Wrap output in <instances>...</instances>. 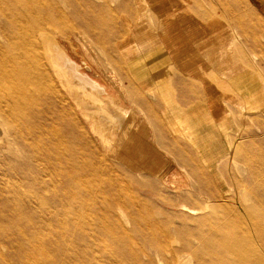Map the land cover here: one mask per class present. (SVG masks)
Masks as SVG:
<instances>
[{"label": "rangeland", "instance_id": "1", "mask_svg": "<svg viewBox=\"0 0 264 264\" xmlns=\"http://www.w3.org/2000/svg\"><path fill=\"white\" fill-rule=\"evenodd\" d=\"M180 1L225 54L135 0H0V264H264V117L238 111L264 0Z\"/></svg>", "mask_w": 264, "mask_h": 264}, {"label": "bare ground", "instance_id": "2", "mask_svg": "<svg viewBox=\"0 0 264 264\" xmlns=\"http://www.w3.org/2000/svg\"><path fill=\"white\" fill-rule=\"evenodd\" d=\"M135 1L137 3V8L140 12L145 11L149 13L148 16H149L150 26L154 28L162 27L166 29L164 35L169 36L170 38H177V40H179V41L176 40L173 43L172 48L174 52H176L179 43H182L180 45H184V44L186 45L187 42L190 43L192 42L193 39H195V41L198 42V45L196 47H199L200 51L204 53L207 52L209 42L212 41L225 48V50L223 49V51L220 52V55L225 54L226 50L228 49V46L223 42V40L220 38L218 33L215 32L211 27L205 26L197 22L194 19V17H192L193 15H191L188 12V10L185 8L184 4H182L180 0H135ZM0 34H2L1 26H0ZM157 38L158 37H155V39ZM184 39L185 42H183ZM201 52H199V54H201ZM186 53H188L187 56L190 57L189 52ZM194 56H195V52L191 54V57ZM238 79H240V83H238L240 88L246 87V83H245L246 80L251 82L248 85L250 88L248 89V91L251 92V95L248 94V91H246V93L243 94L239 93V97L240 98L245 97L246 100L244 104L238 103V111L242 114V118L246 119L250 112H260L261 115L264 117V94H262V90H260L258 84L248 74L244 73L239 68V66H238ZM243 83L245 84L242 86ZM238 91L241 92L240 89H238ZM215 100L216 102H213L211 106H215L217 108L220 107L222 100L221 102L218 99ZM168 117L173 118V114L169 113ZM204 156L212 158L208 154H206V152L204 153Z\"/></svg>", "mask_w": 264, "mask_h": 264}, {"label": "water", "instance_id": "3", "mask_svg": "<svg viewBox=\"0 0 264 264\" xmlns=\"http://www.w3.org/2000/svg\"><path fill=\"white\" fill-rule=\"evenodd\" d=\"M73 62H74V61H73ZM87 77H88V76H87ZM88 78H89V77H88ZM91 80H92V79H91ZM96 83H97V82H96ZM97 84H98V83H97ZM98 85H99V84H98ZM99 86H100V85H99ZM100 87H101V89H102V96H103L104 89H103L102 86H100ZM106 100H107V102H106V105H107L109 99H106ZM110 100H111V99H110ZM108 104H109V105H114V103H113L112 100H111L110 103H108ZM107 106H108V105H107ZM114 106L116 107V106H118V105H114ZM118 107H119V106H118ZM119 108H120V107H119ZM108 110L111 111V112L113 113V111H114L115 109H114V110H110V109H108Z\"/></svg>", "mask_w": 264, "mask_h": 264}, {"label": "crops", "instance_id": "4", "mask_svg": "<svg viewBox=\"0 0 264 264\" xmlns=\"http://www.w3.org/2000/svg\"><path fill=\"white\" fill-rule=\"evenodd\" d=\"M194 44V43H193ZM151 74V73H150ZM153 78V77H152ZM158 90H160V87H158Z\"/></svg>", "mask_w": 264, "mask_h": 264}]
</instances>
